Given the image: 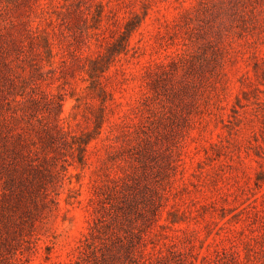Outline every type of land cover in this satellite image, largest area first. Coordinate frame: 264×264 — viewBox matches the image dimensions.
Listing matches in <instances>:
<instances>
[{"label": "rangeland", "instance_id": "obj_1", "mask_svg": "<svg viewBox=\"0 0 264 264\" xmlns=\"http://www.w3.org/2000/svg\"><path fill=\"white\" fill-rule=\"evenodd\" d=\"M1 9L0 264H264V0Z\"/></svg>", "mask_w": 264, "mask_h": 264}, {"label": "trees", "instance_id": "obj_2", "mask_svg": "<svg viewBox=\"0 0 264 264\" xmlns=\"http://www.w3.org/2000/svg\"><path fill=\"white\" fill-rule=\"evenodd\" d=\"M1 1L0 0V16L3 15V10L1 9ZM5 39V35L3 34V31H0V40L1 39ZM11 40V44H7L5 49L6 51H18L19 48V43L17 42V40L15 38H9ZM2 47V44L1 46ZM2 60V64L7 67L9 65V62H7L5 59H1ZM52 137V135H51ZM49 137L50 140H52V138ZM16 148H11L9 147V145L7 143H4L3 149L0 148V159L3 160L4 155L9 154V151H11L13 154H17L20 156V149H21V145L22 147H24L25 145L22 143H18L16 144ZM21 174H24L25 177H21V186H22V190H21V195H23V197H19V202H18V206L25 212V214L30 213L31 208L29 206V204L31 203L33 205V207L35 209H37V202H38V198L41 197L42 192L40 189H42V181L41 179L38 180V177L40 174H42L41 170H33L32 171H26L23 170V172H21ZM2 255V253L0 254Z\"/></svg>", "mask_w": 264, "mask_h": 264}]
</instances>
